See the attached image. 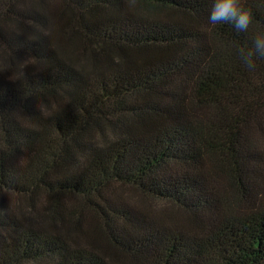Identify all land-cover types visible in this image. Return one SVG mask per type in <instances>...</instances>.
<instances>
[{
	"label": "trees",
	"instance_id": "1",
	"mask_svg": "<svg viewBox=\"0 0 264 264\" xmlns=\"http://www.w3.org/2000/svg\"><path fill=\"white\" fill-rule=\"evenodd\" d=\"M242 3L246 33L212 0H0V264H264Z\"/></svg>",
	"mask_w": 264,
	"mask_h": 264
},
{
	"label": "clouds",
	"instance_id": "2",
	"mask_svg": "<svg viewBox=\"0 0 264 264\" xmlns=\"http://www.w3.org/2000/svg\"><path fill=\"white\" fill-rule=\"evenodd\" d=\"M208 24H228L238 33H246L252 23V14L242 0H212L207 16ZM241 65L249 72L257 68V61L264 59V33L252 36L251 47L236 50Z\"/></svg>",
	"mask_w": 264,
	"mask_h": 264
},
{
	"label": "rangeland",
	"instance_id": "3",
	"mask_svg": "<svg viewBox=\"0 0 264 264\" xmlns=\"http://www.w3.org/2000/svg\"><path fill=\"white\" fill-rule=\"evenodd\" d=\"M137 200L142 201V205L145 207H148L156 212L165 213L168 211L171 212V206L166 204V202L159 200V199H153V198H140L135 196ZM140 203V202H139ZM167 205V206H166ZM167 207V210H166Z\"/></svg>",
	"mask_w": 264,
	"mask_h": 264
}]
</instances>
